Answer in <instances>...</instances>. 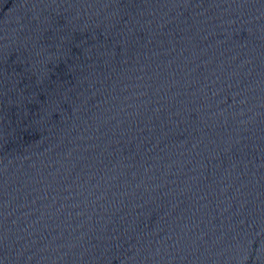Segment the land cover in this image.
I'll return each mask as SVG.
<instances>
[{"label": "water", "instance_id": "obj_1", "mask_svg": "<svg viewBox=\"0 0 264 264\" xmlns=\"http://www.w3.org/2000/svg\"><path fill=\"white\" fill-rule=\"evenodd\" d=\"M0 264H264V0H43L3 33Z\"/></svg>", "mask_w": 264, "mask_h": 264}]
</instances>
